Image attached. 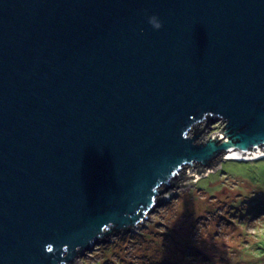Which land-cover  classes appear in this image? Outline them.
Here are the masks:
<instances>
[{
  "label": "water",
  "instance_id": "obj_1",
  "mask_svg": "<svg viewBox=\"0 0 264 264\" xmlns=\"http://www.w3.org/2000/svg\"><path fill=\"white\" fill-rule=\"evenodd\" d=\"M229 153H264V0H0V264H77Z\"/></svg>",
  "mask_w": 264,
  "mask_h": 264
},
{
  "label": "rangeland",
  "instance_id": "obj_2",
  "mask_svg": "<svg viewBox=\"0 0 264 264\" xmlns=\"http://www.w3.org/2000/svg\"><path fill=\"white\" fill-rule=\"evenodd\" d=\"M216 165L205 175L187 167V185L163 194L146 225L77 264H264V159Z\"/></svg>",
  "mask_w": 264,
  "mask_h": 264
},
{
  "label": "bare ground",
  "instance_id": "obj_3",
  "mask_svg": "<svg viewBox=\"0 0 264 264\" xmlns=\"http://www.w3.org/2000/svg\"><path fill=\"white\" fill-rule=\"evenodd\" d=\"M227 155L226 160H233V161H248V162H253L256 160H261L264 159V153L262 154H257V155H251V156H239L236 153H229V154H225ZM208 172L210 173L211 170H208Z\"/></svg>",
  "mask_w": 264,
  "mask_h": 264
},
{
  "label": "clouds",
  "instance_id": "obj_4",
  "mask_svg": "<svg viewBox=\"0 0 264 264\" xmlns=\"http://www.w3.org/2000/svg\"><path fill=\"white\" fill-rule=\"evenodd\" d=\"M150 24L153 26L155 29H160L162 27L161 22L157 19V17L152 16L149 20ZM50 250V249H49Z\"/></svg>",
  "mask_w": 264,
  "mask_h": 264
},
{
  "label": "trees",
  "instance_id": "obj_5",
  "mask_svg": "<svg viewBox=\"0 0 264 264\" xmlns=\"http://www.w3.org/2000/svg\"><path fill=\"white\" fill-rule=\"evenodd\" d=\"M234 162H238V161H234ZM241 163H244V162H241Z\"/></svg>",
  "mask_w": 264,
  "mask_h": 264
}]
</instances>
